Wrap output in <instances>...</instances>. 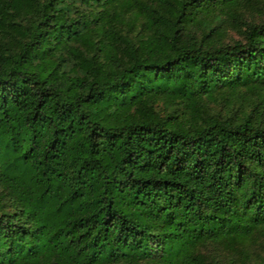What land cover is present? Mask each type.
Listing matches in <instances>:
<instances>
[{
    "label": "trees",
    "instance_id": "1",
    "mask_svg": "<svg viewBox=\"0 0 264 264\" xmlns=\"http://www.w3.org/2000/svg\"><path fill=\"white\" fill-rule=\"evenodd\" d=\"M0 264H264V0H0Z\"/></svg>",
    "mask_w": 264,
    "mask_h": 264
},
{
    "label": "rangeland",
    "instance_id": "2",
    "mask_svg": "<svg viewBox=\"0 0 264 264\" xmlns=\"http://www.w3.org/2000/svg\"><path fill=\"white\" fill-rule=\"evenodd\" d=\"M227 36H228V37H236V33H234L233 31L229 30V31L227 32ZM257 251L260 253V252H261V251H260V248H257Z\"/></svg>",
    "mask_w": 264,
    "mask_h": 264
}]
</instances>
